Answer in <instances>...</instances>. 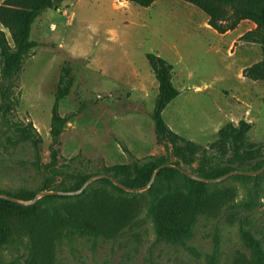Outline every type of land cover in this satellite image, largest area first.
<instances>
[{
    "label": "rangeland",
    "instance_id": "obj_1",
    "mask_svg": "<svg viewBox=\"0 0 264 264\" xmlns=\"http://www.w3.org/2000/svg\"><path fill=\"white\" fill-rule=\"evenodd\" d=\"M255 27L245 20L231 32L218 33L204 12L183 0H157L148 8L124 0H64L46 10L32 28L31 39L40 46L16 78V107L7 118L0 115V189L39 191L45 173L33 162L49 163L51 147L59 151L60 165L88 173L161 156L175 162L152 119L159 84L148 53L173 65L180 94L163 117L175 133L206 146L227 122L246 120L253 125L248 139L264 143V81L244 75L262 58L261 45L243 39ZM66 62L75 83L59 111L74 116L53 144L52 109ZM30 122L43 139L38 153L31 142L14 138L17 126ZM258 176L215 182L234 189L235 201L218 216H202L184 244L159 241L146 220L116 239L64 241L53 264H207L217 237L218 264H233L239 254L249 255L240 238L241 219L251 220L264 244V172ZM188 185L182 177L157 183L160 190ZM24 254L22 245L7 244L0 249V264H24Z\"/></svg>",
    "mask_w": 264,
    "mask_h": 264
},
{
    "label": "trees",
    "instance_id": "obj_2",
    "mask_svg": "<svg viewBox=\"0 0 264 264\" xmlns=\"http://www.w3.org/2000/svg\"><path fill=\"white\" fill-rule=\"evenodd\" d=\"M63 1L4 0L0 4L1 116L7 118L16 107L13 99L16 78L26 58L40 46L31 39L34 23L46 10L58 7ZM124 1L148 8L157 0ZM183 1L204 12L208 24L221 34L235 30L242 21L253 22L255 29L247 32L243 39L260 44L262 58L247 67L244 75L253 81H264V0ZM147 60L159 84L152 113L156 133L161 142L170 145V153L176 161L168 162L166 156H161L146 163H119L105 167L102 173H88L70 165H60L59 151L51 147L49 163L42 164L39 158L33 162L38 171L45 173L39 191H78L98 174L109 175L132 189L144 188L149 186L154 172L165 164L181 166L208 180H218L237 170L258 171L264 166V143L248 139L253 127L249 121L241 120L238 124L227 122L217 132L216 140L206 146L175 133L163 117L165 108L180 94L173 82V65L155 53H148ZM74 83L72 66L66 62L62 67L52 109L50 133L53 144L74 116H62L59 111L61 101L70 94ZM14 138L16 141L31 142L37 153L43 141L31 122L18 125ZM178 177L188 182L187 189H158L157 183L162 178L175 181ZM261 177L232 176L241 182ZM218 183L198 181L175 168L166 167L142 192L126 191L109 178H102L79 195L45 196L33 205H21L0 198V249L7 244L22 245L25 248L24 264H53L64 241L72 243L78 237L116 239L140 227L146 220L152 223L159 241L184 244L194 236L202 216H218L235 201V190L222 188ZM39 191L0 189V193L21 200H32ZM239 222L240 238L249 255L239 254L233 264H264V244L254 233L253 223L248 217ZM219 254L220 242L217 237L207 264H218Z\"/></svg>",
    "mask_w": 264,
    "mask_h": 264
},
{
    "label": "water",
    "instance_id": "obj_3",
    "mask_svg": "<svg viewBox=\"0 0 264 264\" xmlns=\"http://www.w3.org/2000/svg\"><path fill=\"white\" fill-rule=\"evenodd\" d=\"M166 167H170V168H175L177 170H179L180 172H182L183 174H185L186 176L198 180V181H202V182H217V181H221L223 179H226L228 177H231L233 175H238V174H242V175H250V176H256L259 174H262L264 172V166L258 170V171H244V170H237V171H233L227 175H225L224 177L218 179V180H208L202 177H199L197 175H195L194 173L190 172L189 170L181 167V166H177V165H173V164H165L161 167H159L153 175V179L155 178V176L157 175V173L159 171H161L162 169L166 168ZM102 178H109L114 184H116L117 186H119L120 188L129 191V192H142L144 190H147L148 187L152 184L153 179L151 180L149 186L144 187V188H139V189H132L129 188L125 185H123L122 183H120L119 181H117L116 179L112 178L109 175L106 174H98L95 176H92L84 185L83 187L78 190V191H54V190H44V191H40L36 194L35 198H33L32 200H21L18 198H15L11 195H8L6 193H0V198L21 204V205H33L35 204L39 199H41L42 197L45 196H50V195H69V196H74V195H79L81 194L92 182L98 180V179H102Z\"/></svg>",
    "mask_w": 264,
    "mask_h": 264
},
{
    "label": "crops",
    "instance_id": "obj_4",
    "mask_svg": "<svg viewBox=\"0 0 264 264\" xmlns=\"http://www.w3.org/2000/svg\"><path fill=\"white\" fill-rule=\"evenodd\" d=\"M229 32H231V31H229Z\"/></svg>",
    "mask_w": 264,
    "mask_h": 264
},
{
    "label": "bare ground",
    "instance_id": "obj_5",
    "mask_svg": "<svg viewBox=\"0 0 264 264\" xmlns=\"http://www.w3.org/2000/svg\"><path fill=\"white\" fill-rule=\"evenodd\" d=\"M127 2V1H126Z\"/></svg>",
    "mask_w": 264,
    "mask_h": 264
}]
</instances>
